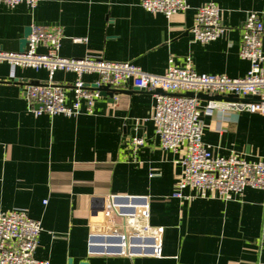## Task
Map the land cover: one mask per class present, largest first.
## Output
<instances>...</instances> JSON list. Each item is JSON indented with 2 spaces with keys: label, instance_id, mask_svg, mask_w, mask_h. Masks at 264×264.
Masks as SVG:
<instances>
[{
  "label": "crops",
  "instance_id": "crops-1",
  "mask_svg": "<svg viewBox=\"0 0 264 264\" xmlns=\"http://www.w3.org/2000/svg\"><path fill=\"white\" fill-rule=\"evenodd\" d=\"M188 9L167 18L149 13L141 0H42L32 9L0 4V51L21 52L29 27L63 28L60 56L131 62L156 75L169 59L190 57L198 73L244 77L240 27L264 0H187ZM209 2L222 9L224 34L209 43L194 39L197 10ZM28 38V37H27ZM85 39L75 42L73 39ZM44 51V48H40ZM49 79L46 69L0 64V213L24 209L43 231L36 257L51 264H264V190L200 197L186 188L178 197L184 151L162 148L152 120L154 93L125 87L101 96L93 112L37 115L22 87ZM75 73L57 71L68 91ZM88 84L97 74H86ZM37 83V84H36ZM68 102L73 99L69 91ZM207 100H200L204 107ZM203 142L215 156L264 161V116L246 110L202 113ZM143 139L134 146L133 139ZM145 196L150 223L163 226V257L89 252L93 213L110 195ZM104 214V224H105Z\"/></svg>",
  "mask_w": 264,
  "mask_h": 264
},
{
  "label": "built area",
  "instance_id": "built-area-1",
  "mask_svg": "<svg viewBox=\"0 0 264 264\" xmlns=\"http://www.w3.org/2000/svg\"><path fill=\"white\" fill-rule=\"evenodd\" d=\"M41 1L0 0V4L14 8L24 3L34 9ZM141 5L147 12L161 13L167 18L189 7L187 0H141ZM221 16L222 9L216 3L202 5L197 10L191 29L194 39L209 43L221 37L225 32ZM240 31V57L250 63L248 73L240 78L198 73L190 57L182 66L175 63L176 59L170 58L168 69L162 75L149 73L131 62H113L99 57L65 58L59 54L65 34L58 25L32 26L27 48L22 52L0 51V64L7 62L12 68L30 67L48 71L47 82L40 85L26 83L22 87L37 115L71 117L84 112L92 113L94 101L102 96L101 87L112 90L132 87L154 93L156 100L152 120L160 135L162 148L172 152L184 151L183 171L176 195L182 197V191L190 188L200 197L218 195L227 198L230 193L241 195L246 187L264 190V161L249 162L237 156H215L203 142L202 113L212 114L218 109L246 110L264 116V16L250 12ZM73 40L82 42L85 39ZM60 70L76 75L69 90L73 92L71 102H68L67 87L55 82V73ZM86 74H97L98 80L88 84L83 79ZM157 90L163 93H156ZM188 92L196 96H186ZM200 93L223 97L232 95L239 99L252 95L259 100L250 103L207 100L202 107L201 99L197 97ZM142 144L143 139H133L134 146ZM104 214L105 230L91 235L90 253L163 257L165 228L151 225L148 197L110 195ZM42 231L41 221L30 217L26 210L2 211L0 264H51L35 255Z\"/></svg>",
  "mask_w": 264,
  "mask_h": 264
},
{
  "label": "water",
  "instance_id": "water-1",
  "mask_svg": "<svg viewBox=\"0 0 264 264\" xmlns=\"http://www.w3.org/2000/svg\"><path fill=\"white\" fill-rule=\"evenodd\" d=\"M31 33V27H29L26 31V35H25V39L22 42L23 46L26 45L27 43V37L29 36V34ZM23 51V50H22ZM21 51V52H22ZM37 84V83H36ZM101 91V95L103 96H109L110 98H112V96L114 95V93L119 92L120 90H112L108 87H101L99 88ZM134 90H142L145 91L143 89H138V88H134ZM156 93H163L162 90H157ZM186 96L189 97H194L196 96L193 92H188L185 94ZM197 97L199 99L202 100H224V101H229V102H238L241 101L243 103H250V102H256L259 100L258 97L256 96H252V95H248L242 99H239L236 96H220V95H214V96H209V95H205V94H197ZM101 206L99 207L98 210H96L93 213V221H94V227H93V231L96 233H100L102 231L105 230V224H104V200H101ZM86 264V263H83Z\"/></svg>",
  "mask_w": 264,
  "mask_h": 264
}]
</instances>
